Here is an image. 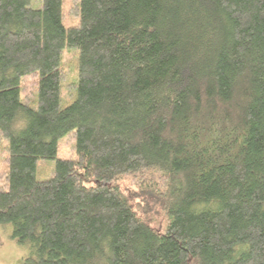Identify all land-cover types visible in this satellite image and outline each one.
Returning a JSON list of instances; mask_svg holds the SVG:
<instances>
[{
  "label": "trees",
  "instance_id": "obj_1",
  "mask_svg": "<svg viewBox=\"0 0 264 264\" xmlns=\"http://www.w3.org/2000/svg\"><path fill=\"white\" fill-rule=\"evenodd\" d=\"M68 11L64 27L62 0H0V223L30 245L21 264H264V0Z\"/></svg>",
  "mask_w": 264,
  "mask_h": 264
},
{
  "label": "rangeland",
  "instance_id": "obj_2",
  "mask_svg": "<svg viewBox=\"0 0 264 264\" xmlns=\"http://www.w3.org/2000/svg\"><path fill=\"white\" fill-rule=\"evenodd\" d=\"M76 2L78 0H75ZM74 4V0H62V24L64 27L75 25L78 22V16L68 11ZM33 8H39L41 0H30ZM78 48L65 47L61 53L60 65L65 71V77L61 82L60 107L64 108L76 97L77 71H78ZM24 123L22 121L14 122L12 128L19 129ZM75 137L73 132L60 137L57 141V157H73ZM7 141L1 142L0 156L4 154V148ZM0 161V167H3ZM5 167V166H4ZM54 168V160L39 158L36 161L35 177L39 180L47 179L51 176ZM130 175H126L120 183L125 186L130 183ZM132 184V182H131ZM31 253V247L28 243H19L12 237V223H0V264H21L25 257Z\"/></svg>",
  "mask_w": 264,
  "mask_h": 264
}]
</instances>
